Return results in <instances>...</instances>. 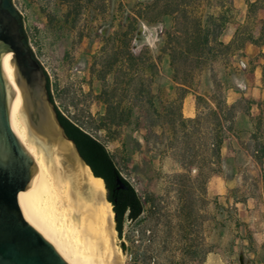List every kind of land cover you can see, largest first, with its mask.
<instances>
[{
    "label": "trees",
    "instance_id": "trees-1",
    "mask_svg": "<svg viewBox=\"0 0 264 264\" xmlns=\"http://www.w3.org/2000/svg\"><path fill=\"white\" fill-rule=\"evenodd\" d=\"M61 1L79 15L77 9L84 0ZM249 7L264 11V0L249 3ZM236 12L232 0H136L133 8L123 9L118 18L112 16L100 32L102 47L92 66L97 82L102 85L97 95L105 106V113L99 118L101 127L110 130L119 126L125 113L117 111L125 108V118L140 119L150 137L158 139L160 135L166 142L165 146L154 142V150L173 151L186 158L180 168L187 173L193 169L214 172V167L224 161L221 156L224 143L235 140L260 167L264 184V115L253 118L250 114L253 102L248 99L241 98L230 105L226 101L231 86L229 78L235 72L232 57L241 54L247 43L258 46L250 34L239 38L238 31L232 40L225 42ZM260 25V37L264 38V18ZM144 27L161 29L156 56L147 45L136 51L144 40ZM25 34L27 37L26 31ZM164 60L166 76L162 71ZM157 82L153 92L150 87ZM188 95L195 97L193 119L182 115ZM51 97L55 104L52 94ZM56 110L67 136L75 142L93 175L102 178L115 215V230L121 239L125 223L137 224L145 213L142 198L121 176L105 146L65 117L57 106ZM117 176L126 189H117ZM190 189L188 186L176 190V215L185 225L193 219L194 198ZM233 200L239 201L234 197ZM128 242V246L120 245L128 256V264H204L213 248L184 235L170 242L167 255L158 258L152 251L154 237L146 238L140 233L136 239L128 237ZM160 244L165 247L167 241Z\"/></svg>",
    "mask_w": 264,
    "mask_h": 264
},
{
    "label": "rangeland",
    "instance_id": "rangeland-1",
    "mask_svg": "<svg viewBox=\"0 0 264 264\" xmlns=\"http://www.w3.org/2000/svg\"><path fill=\"white\" fill-rule=\"evenodd\" d=\"M11 1L20 12L29 44L47 73L55 105L65 117L105 146L121 176L135 188L145 205L139 223H125L121 239L116 232L121 264H128L121 243L128 246V237L136 239L140 233L146 238L154 237V257L167 255L170 242L186 235L213 246L204 264H264V203L256 198L249 208L239 206L237 210L232 202L233 197L245 202L247 195H256L259 172L252 164L241 163L243 158L239 156L237 167L246 177L244 188L236 191L228 182L226 193L217 195L216 189H210V179L219 173L229 178V164L216 166L211 173L206 169L185 172L180 163L186 162V158L173 151L154 150V142L164 146L166 142L160 135L158 139L150 137L140 119L125 118L127 111L122 107L117 111V114L125 113L119 126L114 125L110 130L101 127L99 118L105 113V106L97 95L102 85L92 72L94 56L102 47L100 32L112 16L118 18L123 9L133 8L136 0H84L77 9L79 15L61 0ZM255 1L232 0L237 12L225 42L232 40L238 31L239 38L250 34L264 49V38L260 37L264 11L249 7ZM160 30V27H144V40L136 51L147 45L156 56ZM162 71L166 76V60ZM234 77L235 72H231L230 85ZM156 84L150 87L153 92ZM187 97L195 102L194 95ZM200 158L201 152L196 161ZM188 186L194 198L193 219L185 225L176 215L175 200L176 190ZM162 240L167 241V246L160 244Z\"/></svg>",
    "mask_w": 264,
    "mask_h": 264
},
{
    "label": "water",
    "instance_id": "water-1",
    "mask_svg": "<svg viewBox=\"0 0 264 264\" xmlns=\"http://www.w3.org/2000/svg\"><path fill=\"white\" fill-rule=\"evenodd\" d=\"M57 144L78 202L87 207L95 176L58 119L20 12L11 0H0V264H68L52 230L58 205L36 176L31 156L39 152L52 169ZM115 180L117 189H126L120 176Z\"/></svg>",
    "mask_w": 264,
    "mask_h": 264
},
{
    "label": "bare ground",
    "instance_id": "bare-ground-1",
    "mask_svg": "<svg viewBox=\"0 0 264 264\" xmlns=\"http://www.w3.org/2000/svg\"><path fill=\"white\" fill-rule=\"evenodd\" d=\"M60 149L57 144L51 150L52 169L39 152L31 154L36 176L58 205L52 218L57 252L68 264H121L115 244L114 213L105 200L103 181L90 172L88 205L82 207L61 160Z\"/></svg>",
    "mask_w": 264,
    "mask_h": 264
},
{
    "label": "crops",
    "instance_id": "crops-1",
    "mask_svg": "<svg viewBox=\"0 0 264 264\" xmlns=\"http://www.w3.org/2000/svg\"><path fill=\"white\" fill-rule=\"evenodd\" d=\"M263 54V48L247 43L242 53L235 55L231 60L235 70V77L227 90L226 101L229 105L241 98L252 101L250 114L253 118L264 115ZM182 115L187 119L195 118L196 108L194 100H188V97H186L182 106ZM221 156L224 160L222 164H229L231 166V176L228 178L222 173H219L217 176L210 179V189H216L217 195H224L227 191L226 186L228 182L236 191H240L244 188L246 177H244L241 170L237 167L238 158L241 156L243 158L241 163L252 164L258 170L259 188L256 191V195H247L245 202H234L233 199L232 202L237 210L239 206H242L243 209L249 208L250 205L255 202L256 198H259V200L264 203V184L261 178L260 167L257 165L254 158L245 150L241 149L235 140H232L230 144L227 142L224 143ZM214 183H217V185L214 186Z\"/></svg>",
    "mask_w": 264,
    "mask_h": 264
}]
</instances>
